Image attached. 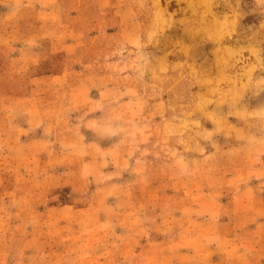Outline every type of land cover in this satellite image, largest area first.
<instances>
[{
	"label": "rangeland",
	"instance_id": "rangeland-1",
	"mask_svg": "<svg viewBox=\"0 0 264 264\" xmlns=\"http://www.w3.org/2000/svg\"><path fill=\"white\" fill-rule=\"evenodd\" d=\"M0 264H264V0H0Z\"/></svg>",
	"mask_w": 264,
	"mask_h": 264
}]
</instances>
